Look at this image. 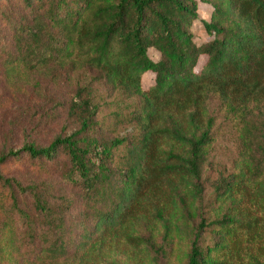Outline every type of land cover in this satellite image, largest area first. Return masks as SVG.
<instances>
[{
    "label": "trees",
    "instance_id": "trees-1",
    "mask_svg": "<svg viewBox=\"0 0 264 264\" xmlns=\"http://www.w3.org/2000/svg\"><path fill=\"white\" fill-rule=\"evenodd\" d=\"M195 24L210 38L197 40ZM81 69L137 96L120 120L130 128L113 134L93 87L76 83L56 101L68 129L0 151V165L24 157L44 174L0 166V264L118 253L131 264H264V0H0V84L37 70L70 82ZM212 96L238 138L233 170L214 180Z\"/></svg>",
    "mask_w": 264,
    "mask_h": 264
},
{
    "label": "rangeland",
    "instance_id": "rangeland-1",
    "mask_svg": "<svg viewBox=\"0 0 264 264\" xmlns=\"http://www.w3.org/2000/svg\"><path fill=\"white\" fill-rule=\"evenodd\" d=\"M211 7L198 2V12L201 18L208 19ZM195 37L199 41L210 38L204 28L195 24L193 26ZM149 54L156 59L158 53L150 48ZM203 61L200 57L198 67ZM93 70L81 69L71 74L70 82L67 77L50 76L45 70H37L25 74L15 85L0 84V151L2 149L18 148L24 140H33L47 143L54 134L61 132L69 122L56 101L65 89L76 85H91L93 87V100L100 104L98 118L105 121L108 128L114 127L113 134H121L130 128V124L121 122L129 114L131 106L137 96L123 97L119 92L108 93L103 84H98L92 78ZM58 79V81H57ZM54 80L57 81L54 84ZM154 81V72L146 70L141 76V84L147 87ZM65 84H70L67 87ZM210 112L215 116L214 133L216 139L208 153L205 174L211 180L228 174L233 170V161L237 155L238 138L232 122L227 118L225 110L219 100L212 96L208 100ZM107 123L110 125H107ZM1 170L21 176L25 179L43 178L39 176L37 166L40 164L26 160L24 157L11 158L0 165ZM212 186L207 185V191ZM206 240H210L206 236ZM114 257V260L112 258ZM89 264H131L124 253L114 256L107 255L105 260L90 262ZM144 264V263H139Z\"/></svg>",
    "mask_w": 264,
    "mask_h": 264
}]
</instances>
